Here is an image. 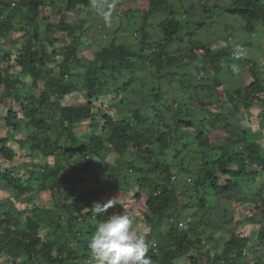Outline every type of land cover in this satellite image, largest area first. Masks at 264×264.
I'll list each match as a JSON object with an SVG mask.
<instances>
[{"label":"trees","instance_id":"obj_1","mask_svg":"<svg viewBox=\"0 0 264 264\" xmlns=\"http://www.w3.org/2000/svg\"><path fill=\"white\" fill-rule=\"evenodd\" d=\"M58 3L61 6L54 8ZM47 4L0 0V42L15 34L18 18L35 22L34 36L21 52L14 55L0 48V128L5 129L0 133V183L20 199L11 211L0 203V264L3 256L12 257L13 264H94L88 245L98 223L125 212L135 231L142 226L148 231V255L154 264L184 259L190 264H237L254 238V263L264 264V83L254 61L239 60L242 67L250 66L251 81L225 91L229 101L222 102L220 76L234 59V47L227 44L215 53L198 39L207 24L178 20L167 0H149L140 15V48L117 47L114 41L111 50L104 49L92 60L80 59L73 45L62 48L55 37L62 34L65 42L79 37L84 24L67 23L64 11L90 15L96 10L89 0L52 2L50 12L61 14L56 25L42 16ZM183 7L184 17L194 15ZM227 10L244 21L245 31L254 32L257 23L264 26V0H233ZM164 11L169 16L158 26L160 38L149 39L144 22ZM43 26L45 37L39 38ZM14 62L17 74H12ZM135 80L140 87L129 93ZM121 81L128 82L126 87L113 90ZM76 92L84 93L86 104L65 106L62 101ZM164 92L178 104L175 111L165 102ZM201 93L206 94L203 111L210 127L199 126L184 101L196 98L204 103ZM15 103L20 108L14 109ZM256 108L262 111L255 116L257 128L243 125L242 117L249 120ZM24 121L31 134L15 138L17 124ZM213 132L224 133L220 147L211 138ZM25 146L29 155L38 151L47 161L39 169L40 179L36 176L38 186L17 166L3 171V160L13 162ZM184 177L187 181H181ZM37 195L43 200L48 196L54 209L44 213L33 202ZM183 195L185 210L194 213L190 218L182 209ZM112 198L117 205L94 218L92 204ZM22 199L31 200L34 210H25ZM122 200H133L135 207ZM216 208L222 210L220 219L213 212ZM234 214H245L242 223L248 217L250 224L225 229ZM185 220L188 228H181ZM221 227L225 234H207V229ZM211 243L212 248L206 246Z\"/></svg>","mask_w":264,"mask_h":264},{"label":"rangeland","instance_id":"obj_2","mask_svg":"<svg viewBox=\"0 0 264 264\" xmlns=\"http://www.w3.org/2000/svg\"><path fill=\"white\" fill-rule=\"evenodd\" d=\"M169 2V5L172 6V9L176 10L175 18L178 20H185V18H188L191 20L193 26H198L202 24H207V27H204L202 31L198 34V39L201 40V42L206 43L208 45H211V48L214 50L215 53H218L220 49H222L221 42H225L226 44H231L232 46L239 45L244 48L248 49V57L246 60L250 59L254 61L256 64V68L262 73V81L264 83V26L261 23H257V29L254 32H248L244 30L245 24L244 21L238 17L230 14L228 12V7L230 6L231 2L233 0H167ZM52 2H57V0H48V4L46 5V8L42 12V16H45V18H50L51 24L56 25L58 21H60L61 14H52L50 11H52L54 8L60 7L61 4H56V7H51L50 4ZM187 7V9H191L192 15L191 17L187 16L184 17L185 14V8L183 6ZM214 6L211 12H208L206 8L208 6ZM149 8V0H119V5L117 6L115 10V17L118 19V23H114L113 27L111 29L107 28L104 25L102 14L98 11L92 12L89 14H73L67 11H64V15L66 16V22L75 25L84 24V28L81 32L78 31L77 35L79 37H76L74 40L69 38L66 42L64 41L65 37L62 36V34H58L55 36L57 39H59V45L63 48V46H66L67 44L73 45L74 49H77L78 56L80 59H86V60H92L95 59V56L103 51L104 49L111 50V45L115 41L117 47H135L140 48V40L142 39V35L139 33V30L143 26V21L141 18V14L144 12V10H147ZM92 9V8H91ZM86 9L85 11H87ZM131 13V14H130ZM63 14V13H62ZM168 12L164 11L163 13L155 14L154 16H149L147 21L144 22L147 30V34L149 36V39L157 40L160 38L161 34H159V24L162 20L167 18ZM49 21V20H48ZM35 22H28L26 20H23L22 22L18 18V21H15V27L16 32L13 34V36L8 40H1L0 42V48L6 50L7 52H11L14 55L22 51V48L25 46L26 42L30 37L34 36L35 29L33 27V24ZM46 27L43 26L39 33V38H44V34ZM66 34V31L64 32ZM64 39H63V38ZM174 51V50H173ZM201 54V52H199ZM199 62V61H198ZM15 65V69H13L12 74H17V66L16 63H13ZM87 64V62H86ZM236 64L240 68L239 75H234L231 71V65ZM242 64L239 62V60L233 59L231 62L227 63L226 68H224L223 72L221 73V86H219V93L221 101H229L227 95L225 94V91H233L234 89H237L238 87L246 85V82L251 81V77L249 74V68L250 66L242 67ZM249 65L253 66L252 63H249ZM53 64H49L48 68L52 69ZM230 69H229V68ZM80 70L82 68H79ZM252 78V77H251ZM126 83V84H125ZM128 82L121 81L119 84L114 83L112 88L113 90H117L119 88L126 87ZM112 84V83H111ZM140 86L138 82L135 80L134 85L130 88L129 93L132 92L135 89H138ZM146 91V89L144 88ZM40 91L36 90L35 93H39ZM169 92V91H168ZM163 96L168 97V93H163ZM211 97V96H210ZM199 98L204 101L199 102L198 99H194L192 102H188V99L184 100L186 104L190 106V108L193 111L192 118L196 119L199 123V126H206L210 127L211 121L205 119V113L203 111V106L207 104V98L205 93H201L199 95ZM111 100L113 103H118L119 100H113L112 97L107 98ZM169 106H173L174 111L178 108V104L171 103V99L168 97L165 101ZM62 103L65 106H83L86 104L85 95L82 92H76L72 96L68 97L67 99L63 100ZM184 104V103H183ZM182 105V104H181ZM223 105V103H222ZM177 107V108H176ZM209 109H211L213 112H217L214 110H217L216 108H213L210 105H207ZM20 108V105L15 103L14 109ZM214 109V110H213ZM226 109V107L224 108ZM224 109L220 110V112L224 113ZM229 110V109H228ZM261 110L257 111V108L254 109L251 112V117L249 120H246L244 117H242L243 125L250 126L257 128L259 125V120L255 117L257 115L261 114ZM247 116V115H246ZM2 123L0 119V124ZM23 125L17 124V131L16 134H14L15 138L16 136H19L21 139H26L28 135L31 134L32 129L27 126L26 122ZM87 124V123H84ZM79 132V131H78ZM0 133H5L4 128H0ZM80 133V132H79ZM84 134L83 132H81ZM0 134V135H1ZM211 138L213 142L217 145V147H220L221 141L224 140V133H215L213 132L211 135ZM13 145H15L14 141L12 142ZM30 151L28 149V146H25L23 148H20L17 150V158L13 162H8L3 160V171H6L12 167H18L21 168L22 171H25L27 174V179L35 186L39 185V181H36V176L38 179H40L41 174L39 173V169L41 165L47 163L46 160H43L39 152L37 151L34 156L29 155ZM111 162H113L112 159H109ZM34 172V173H33ZM188 179V178H187ZM187 179L184 177L181 181H187ZM4 190V191H3ZM43 196H36L35 200L33 202H38V206L43 209L44 213H49L51 210L54 209V203L51 201V199L48 196H45V200L42 199ZM146 199L145 197H143ZM34 199V198H33ZM20 199H17L15 197V194L10 192V190L4 188V184L0 183V203L3 205L4 210H10L13 209L12 206L14 202H18L20 204ZM233 201L236 200V197L233 196ZM23 207L25 210L33 211L35 205L31 202V200L22 199ZM133 200L130 201V203L125 200H122V204H129L130 207H135V205L132 203ZM229 201L221 200L220 203L224 204ZM213 206H216V201L213 202ZM138 207H142L140 204H137ZM212 206V207H213ZM186 199L185 196H182V209L187 213L190 214L188 217L190 218L194 213H191L189 210H185L186 208ZM217 209V208H216ZM213 212L215 215L217 214L218 219H220V215L222 213V210L217 209ZM19 211H22L21 209ZM202 215V214H201ZM201 215L199 217L194 218V221H197L200 219ZM214 215V216H215ZM235 218L233 222L228 223L226 225L225 229H234L235 231L239 228H242L244 226H248L250 222L248 221V217H246L244 223H242L244 216H239L238 214H234ZM241 217V218H240ZM22 221L23 218H20ZM187 228H188V222L187 220L184 221ZM62 223L64 224V220H62ZM264 227V226H263ZM224 227H221L220 230L218 228H215L213 230L207 229V234H219L223 235ZM226 231V230H225ZM138 234H142L148 238V231L145 230L144 226L140 227L138 231H136ZM252 233V232H251ZM251 233H246V236L252 235ZM83 240L88 239L87 236L81 237ZM53 239V237L51 238ZM256 240V238H254ZM251 242L249 251L244 255L243 257L239 258L237 261V264H255L254 263V257L253 251L256 248L255 245L257 243ZM70 246H74L75 250H78V247L76 248V245L73 241L69 243ZM211 244H206L207 247L212 248ZM84 250V249H81ZM213 250V249H212ZM212 251V255H213ZM4 259L2 262L4 264H13V259L10 256H3ZM25 257L23 255L19 256V260L22 261ZM96 264V261L94 262ZM177 264H190L187 259L181 260L177 262Z\"/></svg>","mask_w":264,"mask_h":264},{"label":"clouds","instance_id":"obj_3","mask_svg":"<svg viewBox=\"0 0 264 264\" xmlns=\"http://www.w3.org/2000/svg\"><path fill=\"white\" fill-rule=\"evenodd\" d=\"M89 3L93 10L102 14L107 28L111 29L114 23H118L114 13L119 0H89ZM221 44L228 46L225 42ZM233 47L234 59L242 60L248 57L247 48L239 45ZM231 71L234 75H239L240 68L233 64ZM116 201L117 199L112 198L103 203L94 202L89 210L94 218L103 216L117 205ZM181 228H186V224ZM88 247L96 264H154L148 255L151 247L148 240L134 230L133 221L127 212L123 215L113 214L106 222L98 223Z\"/></svg>","mask_w":264,"mask_h":264},{"label":"built area","instance_id":"obj_4","mask_svg":"<svg viewBox=\"0 0 264 264\" xmlns=\"http://www.w3.org/2000/svg\"><path fill=\"white\" fill-rule=\"evenodd\" d=\"M175 178V177H174ZM176 179V178H175ZM171 221H173V220H171ZM180 227H185V223L184 222H181L180 223Z\"/></svg>","mask_w":264,"mask_h":264}]
</instances>
